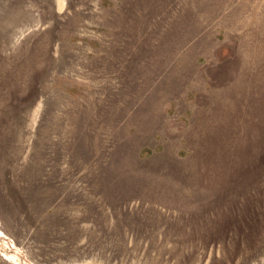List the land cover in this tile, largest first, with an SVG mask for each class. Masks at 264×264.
<instances>
[{
  "label": "rangeland",
  "instance_id": "374dc122",
  "mask_svg": "<svg viewBox=\"0 0 264 264\" xmlns=\"http://www.w3.org/2000/svg\"><path fill=\"white\" fill-rule=\"evenodd\" d=\"M0 264H264V0H0Z\"/></svg>",
  "mask_w": 264,
  "mask_h": 264
}]
</instances>
